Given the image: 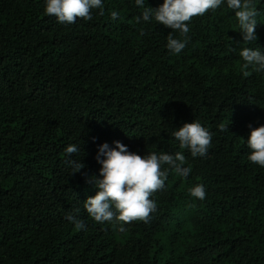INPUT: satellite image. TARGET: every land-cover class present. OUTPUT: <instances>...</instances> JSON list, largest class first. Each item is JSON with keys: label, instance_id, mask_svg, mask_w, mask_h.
I'll use <instances>...</instances> for the list:
<instances>
[{"label": "trees", "instance_id": "16d2710c", "mask_svg": "<svg viewBox=\"0 0 264 264\" xmlns=\"http://www.w3.org/2000/svg\"><path fill=\"white\" fill-rule=\"evenodd\" d=\"M103 2L91 21L60 24L44 0H0V264H264V168L246 143L249 124H264V73L244 66L234 13L210 9L181 36L137 23L134 0ZM254 2L249 46L264 49V0ZM170 34L186 40L181 53L168 52ZM194 119L212 133L195 158L172 135ZM115 140L141 155L182 152L191 167L187 177L170 170L150 197L156 211L123 231L84 208L98 145ZM71 144L85 164L75 174ZM196 184L203 201L189 193Z\"/></svg>", "mask_w": 264, "mask_h": 264}, {"label": "clouds", "instance_id": "9594fccd", "mask_svg": "<svg viewBox=\"0 0 264 264\" xmlns=\"http://www.w3.org/2000/svg\"><path fill=\"white\" fill-rule=\"evenodd\" d=\"M135 5L143 8L137 23L155 20L158 24L186 36L190 31L189 24L193 17L202 16L210 9L215 11L225 7L231 10L238 22L242 34L243 45L239 56L245 67H252L258 73H264V49L251 47L258 40L256 32L258 10L254 0H163L158 7H145V0H134ZM103 14V0H44V12L54 16L60 24H73L77 19L91 21L93 11ZM112 21H116L119 12H110ZM186 47V40L168 35L166 48L170 54H179ZM246 138L249 154L247 159L264 168V124L253 127L249 124ZM224 131L226 126L220 124ZM172 135L182 149H187L193 158L206 156L212 142L211 131L202 126L199 120L185 122ZM79 152V147L71 144L65 148L69 157L67 164L72 174L80 172L85 164L72 155ZM96 160L101 165L99 174L86 176V183H91L97 190L95 195L84 200L87 213L98 223L120 222L119 230L133 221H147L150 214L156 211L157 204L150 197L157 190L165 187L169 171L178 176L187 177L191 167L186 166V158L182 152H146L141 155L131 151L129 147L115 140L111 144L104 142L98 145ZM193 198L203 201L206 189L203 184L189 188ZM77 214L79 210H76ZM77 214L68 213L65 219L78 230L85 228L84 222Z\"/></svg>", "mask_w": 264, "mask_h": 264}]
</instances>
